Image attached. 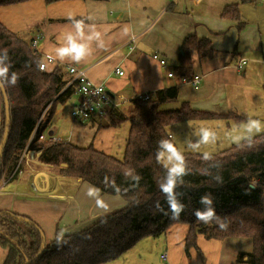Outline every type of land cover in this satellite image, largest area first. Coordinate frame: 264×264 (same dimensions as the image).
Segmentation results:
<instances>
[{
  "label": "crops",
  "instance_id": "0c3cea01",
  "mask_svg": "<svg viewBox=\"0 0 264 264\" xmlns=\"http://www.w3.org/2000/svg\"><path fill=\"white\" fill-rule=\"evenodd\" d=\"M227 5H236L244 21L239 31L235 20L222 16V10ZM69 17L83 18L87 23L94 24L95 31L101 33L99 40L89 41V29L86 28L85 35L77 37L80 43L89 44L90 55L74 64L85 69L91 81L104 84L113 99H124L105 117L88 121L69 119L70 125L89 123L92 126L89 132L92 133L98 131L93 123L108 130L126 124L121 147L123 152L132 109L130 100L143 91L154 94L158 89L178 85L175 77L166 74L176 65L185 37L195 35L209 38L214 52L211 57L203 58H199L195 51L191 53L192 72L201 77L200 83L197 87L178 85V101L169 106L186 101L192 109L216 116L172 124L173 129L171 127V132L168 131L170 138L173 139L179 132L180 136L188 139V148L183 150L193 151L192 146L200 140L201 129H207L213 134L210 143L200 145L196 150L206 149L204 153H215L249 135L264 131L262 0H59L51 3L27 0L0 6V22L8 30L24 33L30 39L39 36L35 49L40 57L55 58V49L66 46V33L74 34ZM131 37L135 38L132 49L129 48ZM153 54L163 57L165 65H160L152 57ZM239 59H244V63L237 69L235 65ZM68 63H72L70 58L49 65V69ZM115 68L122 70L123 74H116ZM73 95L76 93L72 88L70 97ZM76 101L77 95L74 104ZM61 103L55 104L53 112L40 127L39 141L45 142L49 136H68L72 141L71 129L67 131L64 128L59 132L57 123L47 132L44 130L52 117L59 114L56 107ZM249 119L261 122L260 131L247 132L245 125ZM102 138L108 139L106 133L101 134ZM93 139L92 136L90 140L78 142L80 139L75 138L76 142L73 143L86 145L90 142V146L111 154L102 142H99V146H93ZM25 161L15 176L1 187L0 211H11L29 218L38 225L47 242L53 239L57 228L60 233L69 232L75 225L89 224L126 205L120 196L99 192L98 197L108 204L109 210L105 213L97 207L95 198L87 196L90 185L87 182L61 175L49 164H31L27 158ZM187 229L185 223L174 224L156 237L162 241L158 239V244L153 243L151 247L147 246L146 237H143L109 264H143L148 262L146 255L152 251L154 253V249V260L159 264L161 252H166L168 264H247L237 261L236 257L238 253L251 251L248 239H207L197 234L195 247H190L186 253L184 236ZM3 257L4 250L0 248V262Z\"/></svg>",
  "mask_w": 264,
  "mask_h": 264
},
{
  "label": "trees",
  "instance_id": "16d2710c",
  "mask_svg": "<svg viewBox=\"0 0 264 264\" xmlns=\"http://www.w3.org/2000/svg\"><path fill=\"white\" fill-rule=\"evenodd\" d=\"M23 1L27 0H0V6ZM222 16L235 20L238 31L244 25L236 5L225 6ZM31 40L24 33L8 30L0 22V49L8 50L10 72L15 71L20 77L15 86L2 83L10 119L0 158V178L12 173L32 132L38 133L42 124L36 129L35 126L41 109L47 103L54 109L55 104L64 102L72 94L71 85L64 87L68 81L64 66L57 64L48 70L38 68L41 57L31 47ZM193 51L199 58L211 57L214 52L209 38L185 37L172 68L176 79L193 75ZM177 95L178 85H174L156 90L149 100H130L132 109L121 158L70 141L38 143V148H42L41 162L55 167L61 175L79 178L99 188L101 194L120 196L126 205L80 229L63 233L62 237L57 228L48 242L38 225L29 218L0 211V248L4 250L0 264H109L141 238L157 237L177 223L188 226L184 236L186 253L190 247H195L197 234L207 239L241 237L251 242V251L238 253L237 261L264 264V131L218 152L207 153V158L205 153L180 150L171 140L168 126L216 115L192 109L186 101L165 107L166 103L177 102ZM0 102L1 143L5 129L1 92ZM162 139L170 141L184 155L188 170L183 181H178L177 188L178 199L185 208L175 218L158 187L166 183V164L162 158L159 162L156 159ZM135 175L142 177L138 184L132 179ZM217 176L222 181H218ZM252 183L255 187L250 186ZM205 194H211L215 206L216 218L210 223L194 215L195 210H203L200 198Z\"/></svg>",
  "mask_w": 264,
  "mask_h": 264
},
{
  "label": "clouds",
  "instance_id": "9594fccd",
  "mask_svg": "<svg viewBox=\"0 0 264 264\" xmlns=\"http://www.w3.org/2000/svg\"><path fill=\"white\" fill-rule=\"evenodd\" d=\"M69 24L74 30L73 32L66 33V46L57 47L55 49V58L46 57L47 62L55 63L57 61H64L66 58H70L72 63L78 64L81 60L85 59L90 55V46L89 44L80 43L77 37H83L85 35V29H89L88 40L93 39L99 40L101 33L95 31V25L89 24L85 19H75L74 17H69ZM91 20V17L88 18ZM0 83H6L11 86H15L19 80V75L17 72H10L11 68V59L8 55L7 49H0ZM48 64L42 62L40 64L41 70L47 69ZM245 128L248 133L252 134L254 131L258 132L261 129V122L258 120L249 119ZM213 134L210 133L207 129H201L200 140L193 145V148H198L201 144H208L210 136ZM249 135L248 138H250ZM159 149L156 152V159L159 162L163 157L165 158L169 165L166 167V183L159 184L158 187L160 191L164 194L165 201L169 206V210L172 213L173 218L178 217L179 214L184 211L185 205L181 203L178 199L177 188L180 186L178 181H183V177L188 174L186 167V162L184 155L179 152L175 145L168 140L159 141ZM208 157V154L205 153V158ZM133 180L138 184L142 179L140 175H135L132 177ZM218 181H222V178L217 176ZM251 187H255V184L252 183ZM100 189L89 185L87 188V196L95 198V202L98 208L102 209L105 213L108 212V204L104 199L98 197ZM117 193L119 190L117 189ZM182 195V194H180ZM200 203L204 206L203 210L197 209L194 212V215L198 220L204 223H210L216 218L215 206L213 202V197L211 194H205L200 198ZM224 227V225H221ZM63 233H61L62 237Z\"/></svg>",
  "mask_w": 264,
  "mask_h": 264
},
{
  "label": "built area",
  "instance_id": "2783aa9c",
  "mask_svg": "<svg viewBox=\"0 0 264 264\" xmlns=\"http://www.w3.org/2000/svg\"><path fill=\"white\" fill-rule=\"evenodd\" d=\"M262 1L264 2V0ZM38 39H39V36H36L35 38L31 40L30 45L32 48L34 49L36 48ZM134 40H135L134 37H131L129 40L130 49L133 48ZM46 57H50V56H44L40 58V61L38 64V68L40 70H41L40 64L42 62L47 63L48 67L49 65L54 64V63L47 62ZM152 57L156 59L160 63V65L162 66L165 65L166 60L163 57L159 56L158 54H153ZM243 63H244V59H239L238 62H236V65H235L236 68L240 69ZM48 67L45 70H48ZM64 69L69 77L64 87L71 85L73 88V91L77 95V101L72 106L69 112V115L72 120L88 121L91 119H98V118L105 117L114 107H117L121 101L122 102L124 101L123 98H119L118 100L113 99V97L109 94L104 84L95 83L91 81L87 77L85 73V69L77 67L74 63L65 64ZM114 72L118 75L123 74V71L118 68H115ZM166 75L168 77H174L172 71H168ZM200 79L201 77L198 74H193L190 77L182 76L179 79H177V84L178 85L187 84L192 87H197L200 83ZM152 96L153 94L151 92L143 91V92L137 93L133 98H138L140 100H149L152 98ZM42 120H43V114H41L40 117L38 118L35 129L38 126V124L43 123ZM33 134H34V131L29 137V140L26 146H28ZM45 140H46L45 142L48 144L58 143V142H67L69 141V137L67 136L63 138V137L49 136ZM25 150L27 149L25 148ZM28 152L30 153L31 151H28ZM19 161L10 175H8L5 178L3 177L0 178V189L7 181H9L12 178L13 174L15 173L17 169ZM159 259H160L161 264H168L166 252H161L159 255Z\"/></svg>",
  "mask_w": 264,
  "mask_h": 264
},
{
  "label": "rangeland",
  "instance_id": "374dc122",
  "mask_svg": "<svg viewBox=\"0 0 264 264\" xmlns=\"http://www.w3.org/2000/svg\"><path fill=\"white\" fill-rule=\"evenodd\" d=\"M75 99H76V95H73L66 102L58 104L57 105L58 107H56V108H58L59 114H55L52 117L50 123L46 126V128L44 130H46V132H47L48 129H50V127L53 124H56V123L58 124L59 130H60L59 132L64 130V128H66L67 131L69 129H71V131H70V132H72V141H71V143L76 142V141H74L75 138H77L78 140L80 139L78 142H80V141L83 142L84 140L92 139V136H93L94 137V139L92 141L93 146H95V147L99 146V144H100L99 142H102L103 144L106 145V148L108 150H110L109 152H111L112 155H114V156H116L118 158H121L122 157V149H121V147H122V144H123V141H124V137H125V133L124 132H125V129H126V124H123L122 126H120L118 128H115V129L114 128H110L111 130H108L107 128H102L100 126L98 127V123H93L94 129L98 130V131L97 132L95 131V132H92V133L89 132V128H92L91 124H89V123H81L80 124V123L76 122L74 125H72V124L70 125L69 119H71V117L69 115V112H70V110L72 108V105H74V100ZM172 104H174V103H166L164 105L166 107V106H169V105H172ZM49 106H50V103H47L41 109V111H40V113L38 115V118H39L40 115L43 114V120H42L43 123H41L42 125L45 124L44 122L50 116V114L53 112V108L50 109ZM161 107H163V105ZM172 107H174V106H172ZM102 126H104V125H102ZM171 127L173 129L172 125L167 127L168 131H170V132H171V130H170ZM102 129H106V130H104V132H103ZM102 133H106V135L108 136L107 140L104 139V138L101 139V134ZM38 135H39L38 133L33 134L28 146L25 145L24 149L21 151V153L19 155V158H18V161H19V159L21 157V159L19 161V164L17 166L18 169L23 164H25V162H26L25 158H27V161L29 163H31V164H37V162L43 163L39 159V155L41 153L42 148L41 147L38 148V143L43 142V141H39L38 140V137H37ZM171 140L175 143V145L178 147V149L180 148L181 150H183L185 148H188L187 147V143H186L188 139H186L183 136H180L179 132H176L174 138L171 139ZM31 142H33V143H31ZM209 143H210V141H209ZM73 144H75V143H73ZM76 145H78V146H90V142L87 143L86 145H82V144H76ZM201 146H204V145L201 144ZM25 148L27 150H25ZM192 150H193V152H200V153L207 152L206 149H204L206 151H204L202 149L197 151L196 148H193ZM28 151H31V152L29 153ZM23 153H24V155H23ZM18 161H17V163H18ZM162 161L164 162V164L170 166L168 161L165 158L162 157ZM52 169L57 171V169L55 167H53ZM253 182H255V180H253ZM87 224L86 223H82V224L80 223V224H78V225H80L78 227L75 225L76 227L75 226L71 227L70 231L71 230L73 231V230H75L77 228L80 229V228L84 227V225H87ZM145 239H146V241L148 243L147 246H150V247H151V245L153 243H155V244L157 243L158 244V241H159L158 239L161 240V238H156V237H146ZM155 253H156V249H154V253L152 251L151 254H147L146 257L148 259V262H146V263L143 262V264H159L157 260L156 261L154 260ZM122 259H125V256H122ZM127 259L130 260L129 258H127ZM121 261H123V260H121Z\"/></svg>",
  "mask_w": 264,
  "mask_h": 264
},
{
  "label": "water",
  "instance_id": "95a60500",
  "mask_svg": "<svg viewBox=\"0 0 264 264\" xmlns=\"http://www.w3.org/2000/svg\"><path fill=\"white\" fill-rule=\"evenodd\" d=\"M0 92L2 94V97H3V103H4V109H5V129H4V135H3V139L0 143V158H1V154H2V150H3V146L6 142V139H7V128H8V125H9V105H8V99H7V96H6V93H5V90L3 88V84L0 83ZM19 219L21 220H24V221H28L26 218L24 217H18ZM27 264V263H25Z\"/></svg>",
  "mask_w": 264,
  "mask_h": 264
}]
</instances>
